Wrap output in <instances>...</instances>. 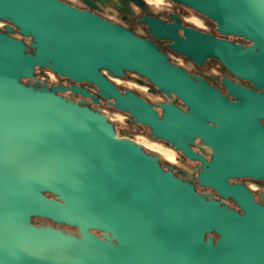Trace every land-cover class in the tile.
<instances>
[{
    "label": "water",
    "instance_id": "1",
    "mask_svg": "<svg viewBox=\"0 0 264 264\" xmlns=\"http://www.w3.org/2000/svg\"><path fill=\"white\" fill-rule=\"evenodd\" d=\"M175 1L253 46L243 51L192 28L181 36L177 25L146 17L153 35L194 62L217 58L264 86V0ZM0 20L11 24L0 31V264H264V203L230 182L264 181V93L226 80L237 97L230 101L154 41L62 0H0ZM14 27L32 49L10 34ZM39 69L95 85L153 136L203 161L199 183L241 210L165 170L157 154L120 136L104 113L59 94L60 86L26 83ZM106 71H135L188 110L170 101L161 116ZM196 139L214 151L205 167L190 147Z\"/></svg>",
    "mask_w": 264,
    "mask_h": 264
},
{
    "label": "flooded vegetation",
    "instance_id": "2",
    "mask_svg": "<svg viewBox=\"0 0 264 264\" xmlns=\"http://www.w3.org/2000/svg\"><path fill=\"white\" fill-rule=\"evenodd\" d=\"M72 6L79 8L81 10L91 11L100 17L109 20L113 23L119 24L127 29L132 30L135 34L140 37L150 39L154 41L157 46L167 54L169 61L176 64L186 70L193 78H203L204 83L215 87L223 95L227 96L230 101H236L237 97L233 96L229 92L226 80L243 86L245 88L251 89L255 92L264 93V86L258 88L251 80L242 78L237 74L230 71L224 63L213 57H207L204 64H199L188 59L186 56L176 53L170 48L171 40L159 39L153 35L149 29L148 23L144 22L146 17L154 18L166 25H177L176 32L181 36L184 35L185 28H192L203 32L205 34L214 36L215 38L230 41L236 45H240L243 51H247L253 46V42L243 36L237 35H226L222 34L217 27L216 22L208 18L202 13L194 10L193 8L178 3L175 0H62ZM11 24L7 21L0 20V31L7 32V27ZM12 36L25 41L29 48L31 47V41L22 36L17 28L14 27L13 32L10 33ZM39 69L32 79L25 80L26 83L34 86H50L56 85L60 86L61 90L59 94L62 96L72 99L82 105L89 106L97 111L103 112L104 110L115 111L118 110L112 103L103 98L98 88L90 83H76L69 78L61 77L54 72L50 71L53 75L51 79H41L39 77ZM48 70V69H47ZM104 74L116 85V87L123 93L127 91H132L134 94L140 98L152 103L154 108L162 116L163 110L160 106L163 103L173 102L176 106L184 111L188 110V107L184 102L176 97L175 95L168 98L164 93L159 91L151 81L141 76L135 71H126L124 76L117 77L111 75L109 72H104ZM116 79L118 81H116ZM80 88L81 91H76L75 89ZM119 111V110H118ZM122 112V111H120ZM127 123L125 126V132L127 134L140 133L144 136L149 137L155 142H161L166 146L174 149L177 155L174 159L165 158L164 160L160 158L161 164L165 170H171L174 174L184 180L192 182L197 190L206 195L207 197H212L215 199L222 200L225 204H228L232 208L241 210L236 201L231 198H223L219 193L213 188L203 186L198 181V176L203 168V161L191 159L185 156L182 152L178 151L169 142L159 139L152 135V130L150 127L136 122L134 118L128 114ZM260 122L264 126V119H260ZM119 125L116 124V131L119 134ZM144 146V145H143ZM146 150L150 149L144 146ZM190 147L192 151L197 156H202L204 158V167L206 162H210L213 159L214 151L207 144L203 143L201 140L196 139L191 144ZM232 184H241L246 187L254 196L257 203H264V181L256 180L253 178H237L231 179ZM44 222V221H42ZM48 221L41 225H49ZM55 226V225H54ZM65 230L67 233L80 236L79 230L73 228L74 230H67L66 225L56 226Z\"/></svg>",
    "mask_w": 264,
    "mask_h": 264
},
{
    "label": "rangeland",
    "instance_id": "3",
    "mask_svg": "<svg viewBox=\"0 0 264 264\" xmlns=\"http://www.w3.org/2000/svg\"><path fill=\"white\" fill-rule=\"evenodd\" d=\"M39 77L43 80L44 79H51V78H53V75L50 73L49 70L42 69L39 72ZM116 81H118V80L116 79ZM102 113L107 115L108 118L112 122H114L115 124H118L120 126L119 127V129H120L119 135L120 136H127V137H130V138L136 140L137 142L141 143L142 145L148 147L151 152L157 154L163 160L165 158L174 159L175 156L177 155V152L174 149L166 146L165 144H163L161 142H155V141L151 140L149 137L144 136L143 134H140V133L127 134L125 132V126H126L128 117L123 112H120L118 110H115V111L104 110ZM48 223L55 225L52 222H48ZM65 229H67L69 231L74 230L72 227H65Z\"/></svg>",
    "mask_w": 264,
    "mask_h": 264
},
{
    "label": "trees",
    "instance_id": "4",
    "mask_svg": "<svg viewBox=\"0 0 264 264\" xmlns=\"http://www.w3.org/2000/svg\"><path fill=\"white\" fill-rule=\"evenodd\" d=\"M42 221H44V222H42ZM46 221H47V220H43V219H36V218L34 219V222L37 223V224H39V225L44 224ZM48 222H52V221H48ZM52 223H54V222H52ZM54 224H55V226H59V225L56 224V223H54ZM212 235L218 237L215 233H213Z\"/></svg>",
    "mask_w": 264,
    "mask_h": 264
}]
</instances>
